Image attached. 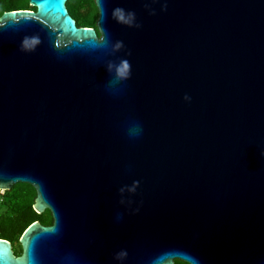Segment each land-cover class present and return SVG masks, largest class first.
<instances>
[{"label": "water", "instance_id": "95a60500", "mask_svg": "<svg viewBox=\"0 0 264 264\" xmlns=\"http://www.w3.org/2000/svg\"><path fill=\"white\" fill-rule=\"evenodd\" d=\"M67 1L0 17V190L53 217L0 264H264V0Z\"/></svg>", "mask_w": 264, "mask_h": 264}, {"label": "trees", "instance_id": "16d2710c", "mask_svg": "<svg viewBox=\"0 0 264 264\" xmlns=\"http://www.w3.org/2000/svg\"><path fill=\"white\" fill-rule=\"evenodd\" d=\"M67 7L78 26L96 27L99 10L94 0H68ZM13 10H36V8L30 5L29 0H0V17L5 12ZM36 195L35 188L25 183H17L12 189L4 192V202L0 210V239L8 240L12 244L17 242L21 246L20 239L32 223L36 221H40L43 225L53 223L50 210L42 214L35 211ZM183 262L176 260L175 264Z\"/></svg>", "mask_w": 264, "mask_h": 264}, {"label": "clouds", "instance_id": "9594fccd", "mask_svg": "<svg viewBox=\"0 0 264 264\" xmlns=\"http://www.w3.org/2000/svg\"><path fill=\"white\" fill-rule=\"evenodd\" d=\"M133 15L134 14H132V13L128 14L129 17H131ZM114 16L118 17L119 20H124V17H125L124 10L119 9V8L118 9H114ZM125 22H127V21H125ZM27 40H28V38H25V41L23 42L25 45H27ZM31 40H32L33 44H38L40 42L38 37H32ZM122 46L123 45L120 42H118L116 44V48L117 49L121 48ZM125 66H126V71L122 73L121 69H123ZM129 74H130V64H129V62L127 60H124V61L121 62L120 67L117 69V75L121 79H126ZM185 99H188V97H185ZM134 131H138V130H134ZM261 155H264V153H261ZM120 255L123 256V255H126V253H121Z\"/></svg>", "mask_w": 264, "mask_h": 264}, {"label": "rangeland", "instance_id": "374dc122", "mask_svg": "<svg viewBox=\"0 0 264 264\" xmlns=\"http://www.w3.org/2000/svg\"><path fill=\"white\" fill-rule=\"evenodd\" d=\"M12 245H13V249L16 250L18 254H20L22 247L17 242H14ZM182 264H189V263L183 262Z\"/></svg>", "mask_w": 264, "mask_h": 264}, {"label": "built area", "instance_id": "2783aa9c", "mask_svg": "<svg viewBox=\"0 0 264 264\" xmlns=\"http://www.w3.org/2000/svg\"><path fill=\"white\" fill-rule=\"evenodd\" d=\"M4 192L3 190H0V210L4 202Z\"/></svg>", "mask_w": 264, "mask_h": 264}, {"label": "flooded vegetation", "instance_id": "af4514ba", "mask_svg": "<svg viewBox=\"0 0 264 264\" xmlns=\"http://www.w3.org/2000/svg\"><path fill=\"white\" fill-rule=\"evenodd\" d=\"M95 28H96V27H95ZM98 35H100V34L98 33ZM14 253H15L16 255H20V254H22V252H21L20 254H18L16 250H14Z\"/></svg>", "mask_w": 264, "mask_h": 264}, {"label": "snow or ice", "instance_id": "6c2138e0", "mask_svg": "<svg viewBox=\"0 0 264 264\" xmlns=\"http://www.w3.org/2000/svg\"><path fill=\"white\" fill-rule=\"evenodd\" d=\"M125 71H126V66L123 69H121L122 73L125 72Z\"/></svg>", "mask_w": 264, "mask_h": 264}]
</instances>
